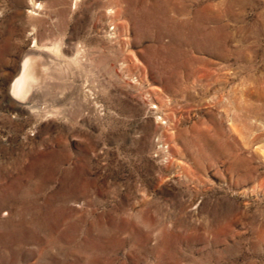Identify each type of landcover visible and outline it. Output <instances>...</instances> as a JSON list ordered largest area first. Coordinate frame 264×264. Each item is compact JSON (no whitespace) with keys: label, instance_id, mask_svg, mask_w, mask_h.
I'll list each match as a JSON object with an SVG mask.
<instances>
[{"label":"rangeland","instance_id":"obj_1","mask_svg":"<svg viewBox=\"0 0 264 264\" xmlns=\"http://www.w3.org/2000/svg\"><path fill=\"white\" fill-rule=\"evenodd\" d=\"M0 264H264V0H0Z\"/></svg>","mask_w":264,"mask_h":264},{"label":"bare ground","instance_id":"obj_2","mask_svg":"<svg viewBox=\"0 0 264 264\" xmlns=\"http://www.w3.org/2000/svg\"><path fill=\"white\" fill-rule=\"evenodd\" d=\"M55 49H57V48H55ZM53 50H54V48H53ZM55 51V50H54ZM29 61V60H28ZM26 62V61H25ZM28 62H26V63H24V64H26V65H28L27 64ZM26 68H25V65H24V68H23V72H24V70H25ZM33 76H35V75H32V77ZM28 77H29V75H28ZM28 77L26 78L25 77V79L22 77V75H21V77H19L18 78V80H17V82H16V85H15V89H18V90H20L21 92H22V94H25V90H27L26 89V87L28 86V87H31V86H29V85H27L28 83H27V81H28ZM31 77V76H30ZM36 77V76H35ZM30 79V78H29ZM34 79V78H33ZM31 80V79H30ZM33 81V80H32ZM32 81H30V82H32ZM30 84V83H29ZM32 84V83H31ZM28 93V92H27ZM24 104V103H23ZM28 105V104H27Z\"/></svg>","mask_w":264,"mask_h":264}]
</instances>
